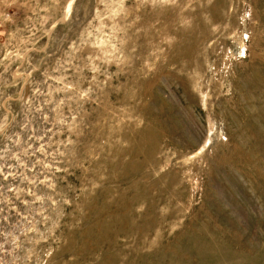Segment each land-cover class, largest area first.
<instances>
[{
  "label": "rangeland",
  "instance_id": "1",
  "mask_svg": "<svg viewBox=\"0 0 264 264\" xmlns=\"http://www.w3.org/2000/svg\"><path fill=\"white\" fill-rule=\"evenodd\" d=\"M0 264H264V0H0Z\"/></svg>",
  "mask_w": 264,
  "mask_h": 264
}]
</instances>
